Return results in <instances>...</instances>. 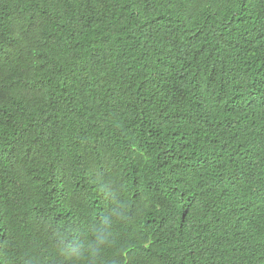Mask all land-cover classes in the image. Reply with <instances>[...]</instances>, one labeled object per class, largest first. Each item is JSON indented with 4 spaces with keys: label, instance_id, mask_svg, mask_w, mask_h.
<instances>
[{
    "label": "trees",
    "instance_id": "1",
    "mask_svg": "<svg viewBox=\"0 0 264 264\" xmlns=\"http://www.w3.org/2000/svg\"><path fill=\"white\" fill-rule=\"evenodd\" d=\"M0 264H264V0H0Z\"/></svg>",
    "mask_w": 264,
    "mask_h": 264
}]
</instances>
